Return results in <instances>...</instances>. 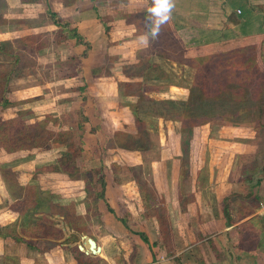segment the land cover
Returning a JSON list of instances; mask_svg holds the SVG:
<instances>
[{
    "label": "crops",
    "instance_id": "1",
    "mask_svg": "<svg viewBox=\"0 0 264 264\" xmlns=\"http://www.w3.org/2000/svg\"><path fill=\"white\" fill-rule=\"evenodd\" d=\"M83 1L53 0L49 6L52 12L67 20L83 42L89 45L86 48L70 40L67 42L69 48L59 53L60 58L66 61L80 57V75L68 78L71 89L66 84L64 88L68 89L60 91L59 95L56 94L48 102L37 104L31 111L38 122L51 114L58 121L54 129L68 133L69 142L78 141L84 164L79 165L76 161L75 169L81 170L84 175L71 179L59 168V171L53 169L58 167L57 160L62 156L59 152L62 149L55 148L59 144L47 150L12 154L0 150V168L11 172V177L3 176L0 172V264H185L183 259L182 263L178 259L184 256L182 253H187L183 243L188 244L187 227L176 222L181 218L186 221L188 218L199 220L198 229L193 230L198 237L204 238L192 246L206 253L211 263L215 261L210 258L212 252L208 249L209 239L211 241L219 237L221 240L222 237L223 240V237L231 236L234 231L240 233L247 223L248 227H252L251 222L257 220L254 230L259 241L257 253L252 255L264 261V111L258 115L255 104H250L249 115H244V111L238 109L237 122H226L234 126H227L228 131L221 127L212 133L211 120L199 121L188 117L192 85L188 88L171 81V72H166L164 68L169 79L149 81L148 84L157 89L147 95L156 102L186 103V110L180 120H164L156 114L139 113V119L144 122V130L148 133V147L144 150H126L113 143L115 132L134 136L135 139L140 137L130 106L136 99L123 95V90L120 93L121 89L116 84L118 81H130L122 73L123 65L136 64V55L140 50H147L152 62L161 68L164 67L160 64L161 60L169 61L172 66L174 62L178 65L181 58L195 60L219 57L217 53L213 54L212 49L220 46L222 42L219 40L225 38V31L231 28L237 30L242 40L248 39V45L259 47L264 63V0H235L238 3L234 5L236 8L230 6L233 10L225 15L224 21L222 18L217 20L220 22L218 28L222 31L211 30L205 34L212 39L213 36L218 38L212 40L209 37V40L202 42L206 43V47H211V53L207 57L205 54L201 56L198 49L195 52L194 48H190L191 51L187 52L190 55L186 58L185 55L181 57V53L178 56L156 51L158 36H148V43H141L139 38L142 35H136L134 26L126 21L143 17L147 10L141 14L134 9L131 17L126 15L122 21H117L116 14L105 7L106 11L102 12L106 13L103 14L112 16L105 21L109 27L106 33L102 18L98 17L95 9L97 5L93 0ZM231 14L241 15L238 24L228 21ZM118 24L123 32L113 31ZM174 25L172 31H185L184 23ZM18 29L20 34L23 29ZM235 29L232 31L235 32ZM117 33L122 34V37L116 38ZM27 34L23 32L17 38ZM234 43L229 40V45ZM127 46L132 47L131 50ZM44 52L42 50L35 55L48 59L56 57L55 53ZM110 57L120 64H112L115 67L107 69L112 74L101 75L106 65L113 63ZM36 60L37 63L41 62L38 58ZM179 65L181 73L187 71V68L192 72L195 84L196 70L193 66L188 61ZM111 75L117 79L115 83L108 81L110 77L113 79ZM93 79L95 82H92ZM165 83L169 85L165 89L161 88V84ZM75 87L77 89H73ZM65 96L74 97L70 100L64 99ZM73 144L77 145L75 142ZM149 155L152 157L146 163L145 159ZM112 156L118 157L117 160ZM162 165L166 169L163 179L160 175ZM144 171L150 179L144 180ZM188 173L193 175L191 189L186 179ZM169 180L171 182L167 184ZM17 187H36L53 196L49 202H43V207L39 208V213L32 219L42 222L45 226L42 229L51 227L53 232L62 233V239L54 240L49 236L32 238L21 233L23 220L29 216H20L17 208H14L18 200L14 194ZM245 188L248 190V199L241 200L237 194L240 189L243 193ZM95 194H102L103 198L97 199ZM150 197L154 198V202L159 198L160 205L154 207ZM20 199L24 201L25 191L21 192ZM229 205L231 217L235 216L236 208L245 206L247 210L245 216L230 226L226 225L223 208ZM159 207L164 210L173 245L179 241L184 248L176 247L174 255H168L161 239L158 216L152 211ZM67 208L68 213L65 210ZM29 226V233L39 229L34 223ZM39 231L44 232L41 228ZM85 235L91 236L86 238H92L100 248L98 254L86 255L82 252L85 257H79L78 253L71 251L78 239ZM81 246L87 250L85 243ZM220 251L227 254L230 252L226 248ZM195 260L192 264L198 261L208 264L203 255Z\"/></svg>",
    "mask_w": 264,
    "mask_h": 264
},
{
    "label": "rangeland",
    "instance_id": "2",
    "mask_svg": "<svg viewBox=\"0 0 264 264\" xmlns=\"http://www.w3.org/2000/svg\"><path fill=\"white\" fill-rule=\"evenodd\" d=\"M93 1L94 4L97 5L95 9L96 11H98V17L103 18L104 21H108L112 18L111 15L103 14L106 13L102 12L106 11L105 7H108L109 11L116 14V16L118 17L117 21H122V19L126 18V15H130L131 17L134 9L137 10L138 13L142 14L149 8V2L153 4V0ZM52 2L53 0H0V40H8L14 44V41L17 36L20 34L22 35L23 32L28 34L40 33L49 42V47L43 50L45 51L44 53L48 52L49 54H56L55 58L48 59V57H37L35 54L29 53L25 50L21 51L19 50V48L17 49L20 56V63L12 71V77L10 81V92L6 95L7 99L9 100V103L8 106L4 107L3 109L0 108V119L8 120L15 117H19L25 123H37L38 121L36 120L34 113L31 111V108L37 106V104L41 105L42 102H48L52 100L56 96V94L59 95L60 91L62 90L68 88L71 89L70 85L68 84V78H71L70 76H73L72 74L79 70V63H81L79 61L80 57H78L77 59L73 58L72 61H70V59L66 61L65 59L60 58V51L69 48L70 45L53 44V24L48 15L46 14V10L49 8L50 5H52ZM83 2L84 1L82 0V3ZM235 4L238 5L235 0H173V7L170 13L168 14L169 18L172 19V22L177 23L178 25L179 23H184L185 31L182 32L180 29H177L175 30V33L174 31H168L165 27H163V25L160 26V32L158 33L159 39L155 42V47L156 49H158L156 51L162 52V54H177L178 56L182 54L181 57H184L185 55L186 58L187 55H190L187 53L191 51L190 48H194L195 52L198 49L201 56L205 54L207 57L208 54L211 53V47H206V43H202L203 41H205V39H208L210 37L208 35L206 36L205 34H207L211 30L222 31V29L218 28L220 27V22H218L217 20L220 21L221 18L222 20L225 19V15H227L233 10H231V8H236L234 6ZM118 26L119 24L115 25L116 29H114L113 31L123 32L118 28ZM18 27L23 29L20 34V30L18 29ZM233 29L235 28H231L230 31H225L226 37L219 40L222 42L220 43V46L218 44L219 47L212 49L213 54L217 53V55L221 56L223 54V51L233 49L234 47H237V45H244L249 42L248 39L242 40L239 34L237 33V30L235 29L234 32L232 31ZM121 35L117 33L116 38L122 37ZM123 35L124 37H126L125 34ZM213 38L218 39L217 36H213ZM229 40L235 43L229 45ZM192 42H198L199 44L192 46ZM127 48L128 50H131L130 48L132 47L127 46ZM170 51H173L174 53H171ZM108 57L109 55L107 56V58ZM37 58L41 62L37 63ZM181 59L178 61L179 64L186 63L187 61L189 64H191V62L194 64L196 63V61L194 60H185L184 58ZM0 61H4L5 63H7V65H13L15 59L7 60L4 57H0ZM112 64L118 65L120 63H118L117 61H114L113 63L110 62V64L106 65V69L104 68L103 74L101 75H106L107 73L112 74L110 71H107V69H109L110 67H115ZM160 64L164 65V67L162 68H166V72H171V81L180 85H186L188 88L192 85V88L190 89L191 95L189 100L190 108L188 117H193L194 120L199 119V121H203L206 119L211 120L212 133H216L217 130H219V128L221 127H224L225 131H228L227 126H234L230 125V123H226L229 120L224 118L230 117L232 111L235 108L242 109L244 111V115H249V113H251L250 104L252 103L250 102L248 103V105L244 103L245 100H242V93L239 91V73L237 72V70L231 69L228 71L225 77L221 79L219 78L216 81H209L205 88V96L198 93V90L200 88L197 86L196 83V85L193 83L192 72L188 70V68V72L182 71L181 73L180 65H176L177 63L175 64V62L174 65L171 66L169 61L161 60ZM127 65L131 64H125V66ZM133 70L136 72V76L140 72L138 68H134ZM111 76L114 80L111 79V77H107L109 78L108 81L111 83H115L117 79H115L113 75ZM79 81L84 82V80L82 79H79ZM92 82H95V80L93 79ZM66 84H68V88H64L66 87ZM116 84H119V81ZM168 85L169 84L165 83L161 84L160 87L165 89V87H167ZM73 89H77V87ZM120 89V93H122L123 88L121 86ZM73 97L74 96H65L64 99L71 100ZM175 113H172L171 115H175ZM45 119L49 121H57V119L53 118L51 114H47L45 116ZM159 137L160 136L156 137L157 144L159 143ZM152 140L154 141V136H152ZM69 141L70 140L68 139V143H70ZM71 141L73 142V139ZM74 142L77 144L76 146L78 147V141L76 140ZM58 146L59 147L56 146L55 148L62 149L61 151H59L61 155H66V157L72 156L74 158L75 166L76 161H78L79 165L84 164V159L81 157V155H79L78 150L77 155H74L72 151H68L66 149V146H60V144ZM112 157L114 160H117L118 158L116 156ZM149 157H152V155L146 157V163L149 162L147 161ZM144 170L148 172L147 168H144ZM145 171L143 173V177L144 180H148L150 179V176L148 177V173ZM5 173L7 176L11 174L9 170ZM165 174L166 169L162 165V171L160 174L162 175L161 179L165 177ZM168 174L169 173H167V175ZM73 175L82 176L84 175V173L80 170L77 173H73ZM192 176L191 173H188L186 175V179L189 184V189H191L190 182L192 180ZM170 182L171 181L169 180L167 184H170ZM16 191L17 190H15V192ZM237 195L241 198V200H246L248 199V190L245 188L242 193V189H240ZM232 198L234 199V197ZM150 199L154 203V207L156 205H160L158 203L159 198H157V202H154L153 197H150ZM232 205L234 206V204ZM157 211L159 212V208L157 209ZM198 221H195L192 218H188L187 221L185 218H181L180 221H176L179 224H183L185 227H187L188 233V244L183 243V246L186 249L187 253H182L181 255L184 256L178 257V259H180V262L181 259H183V262L185 264H187L188 261L189 264H192L194 261H196L195 259L198 256L202 257L203 255L206 257V261L208 264H264V261L260 257H254L252 255V253H257V242L259 241V236L255 232V225L257 223V220L251 222L253 228L248 227L247 223L245 226H243V229L240 233L238 232V230L234 231L232 232L231 236L223 237V240L222 237L221 240L219 237H216V239H212L211 241L209 239L208 241L210 243L208 244V249L212 252V254H210L212 255V257L210 256V258L215 261L214 263H211V260L209 259L206 253H202L201 251L197 250L195 246H192L197 240L204 238L198 237L197 234L194 233L193 229H198ZM86 237L91 236L85 235L82 239H78L73 249L77 248V245H82L83 243H85ZM164 242L166 243L165 240ZM211 242L214 243L211 244ZM166 246L167 248L170 247V250L173 251L172 253H170V255H174L176 252V247L180 248L182 244L180 245V242L178 241L177 245L175 243L173 245V243L170 242L168 244L166 243ZM183 246L181 248H183ZM225 248L230 251L228 252V254L225 251H220V249L224 250ZM246 248H248V250H245ZM191 250L193 253L195 252V254H192ZM241 250L243 252H239ZM196 264H202V261H198Z\"/></svg>",
    "mask_w": 264,
    "mask_h": 264
},
{
    "label": "trees",
    "instance_id": "3",
    "mask_svg": "<svg viewBox=\"0 0 264 264\" xmlns=\"http://www.w3.org/2000/svg\"><path fill=\"white\" fill-rule=\"evenodd\" d=\"M153 7V4L149 2V8L147 12L141 18L129 19L126 21L127 24H131L136 29V35L151 36L150 29L154 26V17L149 13V9ZM46 14L50 18L54 29L52 35L54 38L53 44L55 45H65L68 41H74L75 45H84L89 48V45L83 42L81 36L77 33L75 28H72L69 22L64 18L60 17L57 13L52 12L49 8L46 10ZM241 20V15L231 14L228 21L231 24H238ZM102 23L105 25V21L102 18ZM168 31H172L175 26L174 23L169 18L168 21L162 24ZM161 25V26H162ZM105 32H109V27L105 25ZM160 32V29H159ZM158 36V35H157ZM11 41L3 40L0 41V57H4L7 60L15 59L13 65L0 61V108L8 106L9 100L6 95L10 92V81L12 77V71L20 63V56L17 51L25 50L32 54H38L40 51L49 47V42L45 37L38 34H27L15 39L14 44ZM15 45V46H14ZM194 46V45H192ZM85 56V53L83 54ZM138 62L131 65H123L122 73L130 81L119 82L118 86L123 88V95L130 96L136 99L135 103H132L131 109L135 116V124L140 133V137L135 139L134 136L123 134L120 132H115L113 136V143L119 148L126 150H144L148 147V133L144 130V122L139 119L138 114L144 113L148 115L156 114L159 117L164 118V120H180L183 113L186 110V103L174 102V101H164L156 102L155 100L148 97L147 93L155 91L156 86L148 84L149 81H166L169 79V74L165 72L158 64L152 62L151 56L147 50H140L137 53ZM206 59H195L196 63L190 65L196 70L195 81L197 86L200 88L198 93L206 96L205 88L209 81L221 79L225 77L229 70L234 69L239 73V91L242 93V100L244 103L255 104L256 111L258 115L263 114L264 111V63H262V56L259 47L256 45L244 44L234 47L233 49H228L223 51V54L216 58ZM110 61L114 62L113 57L109 58ZM193 61V60H192ZM79 65H81L79 63ZM138 68L140 70L139 74L136 76V72L133 70ZM210 71V72H209ZM73 76L76 77L80 75V66ZM134 79H140L134 80ZM197 107V104H196ZM237 110L235 108L230 117H225L224 119L229 120L228 122H237ZM177 112V113H175ZM175 113V115H171ZM189 113V111H188ZM197 113V112H196ZM58 125V121L55 120H42L34 124H28L22 121L19 117H15L8 120L0 119V150H3L7 154H12L21 151H33V150H47L51 148L52 145L60 144L66 146L68 151H72L74 155H77V150L79 155H81L82 148L77 147L73 143H68V133L62 131H56L54 128ZM140 140V141H139ZM144 143V144H143ZM58 167H53V169H60L61 172L67 174L71 179L78 178V176L73 175L77 173L75 169V160L72 156L66 157L62 155L57 160ZM59 168V169H58ZM0 172L3 176L11 177L6 175L5 169L0 168ZM78 175V174H77ZM25 191V199L21 202V192ZM18 198L17 204L14 208H17V212L22 217H27V220H23V227L20 230L24 236H30L32 238H50L54 240H60L63 238L62 233L53 232L51 227L42 229L45 227L41 222L33 220L35 214H38L39 208L43 207V202L47 203L53 198L47 192H42L36 187H26L22 189L17 187V191L14 193ZM97 199L103 198L102 194H95ZM229 207L225 206L224 216L226 219V225L230 226L235 223L238 218L246 215L247 210L245 206L235 209V216L231 217L229 212ZM152 210L158 216V223L160 227L161 239L165 246V249L170 255L173 251L170 247L167 248L166 243L172 242V237L169 234L168 222L164 216V210L162 207ZM68 213V208L65 209ZM45 221L46 219H41ZM35 224L39 229L32 233L27 232L30 228V224ZM73 225L72 223H70ZM78 225V223H76ZM43 230L44 232L42 233ZM76 228V227H75ZM78 231L80 230L78 225ZM47 233V234H45ZM1 235V231H0ZM144 241L146 238L142 236ZM166 241V243L164 242ZM173 243V242H172ZM72 252H77L80 256L85 257L82 252H79L77 248L71 249ZM172 255V254H171Z\"/></svg>",
    "mask_w": 264,
    "mask_h": 264
},
{
    "label": "clouds",
    "instance_id": "4",
    "mask_svg": "<svg viewBox=\"0 0 264 264\" xmlns=\"http://www.w3.org/2000/svg\"><path fill=\"white\" fill-rule=\"evenodd\" d=\"M173 7V0H153V7L148 11L154 17V26L150 29L152 38H155L159 33V28L162 24L166 23L169 19V13ZM141 43H148V34L142 35L140 38Z\"/></svg>",
    "mask_w": 264,
    "mask_h": 264
},
{
    "label": "water",
    "instance_id": "5",
    "mask_svg": "<svg viewBox=\"0 0 264 264\" xmlns=\"http://www.w3.org/2000/svg\"><path fill=\"white\" fill-rule=\"evenodd\" d=\"M85 246H87V250L84 249L83 246L79 245L78 249L81 252H84L86 255H96L100 252V248L96 246L94 240L92 238H86Z\"/></svg>",
    "mask_w": 264,
    "mask_h": 264
},
{
    "label": "built area",
    "instance_id": "6",
    "mask_svg": "<svg viewBox=\"0 0 264 264\" xmlns=\"http://www.w3.org/2000/svg\"><path fill=\"white\" fill-rule=\"evenodd\" d=\"M237 13L239 14V13H240V11H239V10H237Z\"/></svg>",
    "mask_w": 264,
    "mask_h": 264
}]
</instances>
